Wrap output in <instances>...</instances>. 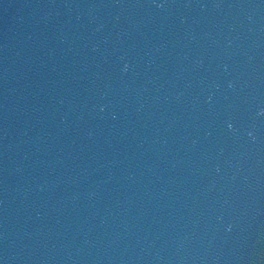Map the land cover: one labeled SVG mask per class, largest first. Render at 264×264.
Returning <instances> with one entry per match:
<instances>
[{"label":"water","instance_id":"water-1","mask_svg":"<svg viewBox=\"0 0 264 264\" xmlns=\"http://www.w3.org/2000/svg\"><path fill=\"white\" fill-rule=\"evenodd\" d=\"M0 264H264V0H0Z\"/></svg>","mask_w":264,"mask_h":264}]
</instances>
